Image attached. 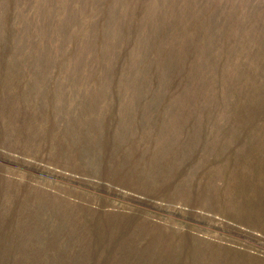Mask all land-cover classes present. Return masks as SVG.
<instances>
[{
	"label": "rangeland",
	"instance_id": "374dc122",
	"mask_svg": "<svg viewBox=\"0 0 264 264\" xmlns=\"http://www.w3.org/2000/svg\"><path fill=\"white\" fill-rule=\"evenodd\" d=\"M0 264H264V0H0Z\"/></svg>",
	"mask_w": 264,
	"mask_h": 264
}]
</instances>
